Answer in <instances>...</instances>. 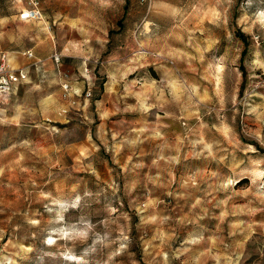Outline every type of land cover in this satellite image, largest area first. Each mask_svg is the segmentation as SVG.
Here are the masks:
<instances>
[{
    "label": "rangeland",
    "instance_id": "1",
    "mask_svg": "<svg viewBox=\"0 0 264 264\" xmlns=\"http://www.w3.org/2000/svg\"><path fill=\"white\" fill-rule=\"evenodd\" d=\"M3 60L0 264H264V0H0Z\"/></svg>",
    "mask_w": 264,
    "mask_h": 264
},
{
    "label": "built area",
    "instance_id": "2",
    "mask_svg": "<svg viewBox=\"0 0 264 264\" xmlns=\"http://www.w3.org/2000/svg\"><path fill=\"white\" fill-rule=\"evenodd\" d=\"M39 11L36 8H28L21 13V17L28 19L36 16ZM23 54L31 57L33 51L31 49L23 50ZM55 59L59 60V56L55 55ZM27 78V72L24 69H10L3 60L0 63V101H4L13 91V88Z\"/></svg>",
    "mask_w": 264,
    "mask_h": 264
}]
</instances>
